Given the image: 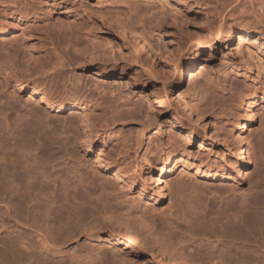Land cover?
Returning a JSON list of instances; mask_svg holds the SVG:
<instances>
[{"label": "rangeland", "instance_id": "obj_1", "mask_svg": "<svg viewBox=\"0 0 264 264\" xmlns=\"http://www.w3.org/2000/svg\"><path fill=\"white\" fill-rule=\"evenodd\" d=\"M61 1L63 0H0V29L4 31L0 33V184L8 191V197L15 198L12 213L18 215L22 223L9 222L5 205L0 204V264L43 262L45 255L37 249L40 241L37 233L46 227L43 224L45 211L40 208L41 204L32 203L28 214L26 205L23 206L21 202L28 189L36 193L41 186L50 183V178L46 177L51 173H59L65 184L55 183L59 203L53 206L51 217L56 223L47 226L52 235L58 236L62 231L65 239L70 238L61 248L62 253L53 256L51 262L102 264L103 255L110 253L104 243L101 244L95 237L82 231L76 218L65 220V210L60 206L63 204L60 191L75 182L76 178L72 175L76 170L80 171L77 163L82 161L80 163L84 164L81 170L85 176L89 171L90 163L80 159L82 153L77 146L80 136L77 119L79 120L80 113L69 109L57 113L48 109L47 105L38 103V100H28V94L34 88L40 92H48L51 101L55 103H68L78 96L85 98L89 95L85 90L74 92L73 86L60 78L51 79L52 72L47 75L48 72L41 68L46 62V51L52 50L46 43L49 34L57 37L69 30L75 33L92 24L98 28L95 37L99 41L102 39V46L98 47L99 50L96 47V51L90 52L101 56L100 59L104 58L102 60L110 64L108 67L116 68L118 72L123 71L124 75L108 79L96 76V70L88 67L84 56V59L70 67L67 78L82 79V82H87L88 89L91 87L94 92L105 90L109 102L112 103L113 99L123 105L122 112L118 115L121 121L117 119L115 124L108 122L103 125L114 134L117 132L118 136L119 133L124 136L122 138L125 142H120L121 149L133 164L141 162L144 151L152 143L164 146V150L171 149L168 144L176 134L179 137L186 135L183 143L189 147L192 157H199L213 165L222 161L226 146L218 143L214 137L206 136L202 128L189 126L170 90L173 67L175 63L179 64L184 55H194L197 52L198 62L190 81L187 79L181 83L180 93L197 104L200 113L221 138L227 134L229 123L235 119L238 109L246 100L253 96H264V0H69L70 8L73 7L71 10L66 9ZM53 2L58 5L51 6ZM129 19L135 24L140 23L144 35L148 39L150 37L152 47L146 44L145 50H142L135 42V39L141 41L139 34L117 28L118 20L127 22ZM237 29L248 30L253 36L246 37V40L244 38L242 42L236 36L234 43L220 49L219 41L224 34ZM71 56L75 54L71 53ZM132 59H137L138 63ZM134 69L141 72L138 82L135 80ZM16 81L25 83L27 88L16 90ZM142 81L146 83L145 88L141 85ZM223 120L229 121L227 129L221 127V123L225 122ZM180 126L184 130H179ZM187 130L194 136L191 143L184 132ZM245 130L248 141L244 143V155L251 156L254 161L250 162L248 177L242 180V184H232L251 194L252 191L264 189L263 110L256 114L254 121ZM118 136L113 139L120 141ZM203 138L209 142L203 146L209 149L200 150ZM117 150L120 148H114L115 152ZM182 169L184 168L179 167L168 172L161 180L159 184L164 187L165 193L158 204L147 206L146 200L137 197L138 187L128 196H120L118 201L124 213H136L138 217L151 215L158 220L174 213L170 211V203L176 205L180 199L185 208L190 203L196 208L201 205L200 211L203 208L202 211L211 212L212 219L198 221L193 219L191 213L193 218L188 214V219L197 229H205L217 236L218 229L226 221L221 216L222 211L227 204L237 199L231 193L217 190L214 194L210 191L208 193L206 185H218L219 181L203 182L193 174L192 169ZM134 171H137V167ZM90 179L85 185L94 184ZM198 180L201 182L198 183ZM182 186L185 188L181 195L185 196L180 198ZM73 193L71 188L70 195ZM73 234L75 237H71ZM212 239L216 245L217 237ZM251 245L255 246V242ZM32 256L34 258L31 260ZM146 258L150 260V264H162L157 257L146 255ZM224 258V264H255L257 257L253 254L249 260H244L241 253L237 255L234 252L225 254ZM211 260L213 259L209 256L204 262L213 264Z\"/></svg>", "mask_w": 264, "mask_h": 264}, {"label": "bare ground", "instance_id": "obj_2", "mask_svg": "<svg viewBox=\"0 0 264 264\" xmlns=\"http://www.w3.org/2000/svg\"><path fill=\"white\" fill-rule=\"evenodd\" d=\"M61 4H64V7L68 10L73 8H70L69 0H63ZM55 5H58V3L53 2L51 4V6ZM75 14L79 16V13L75 12ZM133 22L130 19L127 22L118 20L116 24L118 29L129 31L131 34H139L141 41L135 39V42L141 46L142 50H145L144 45L150 44V37L148 36V39L144 35L143 27L140 23L135 24ZM136 29H140V32H137ZM2 30L1 28L0 33L4 32ZM63 30L66 31L65 29ZM97 30L98 28L92 24L76 30L75 33L69 30L64 35H57V37L49 34L50 36H48L49 39L47 38L46 43L52 50L48 49L46 51V57H44L46 62L41 65V68L46 73L48 72L47 75H50V72H52L50 75L51 79H62L63 82L65 81L73 86L74 92H81V90L88 91V97L83 98L82 96L79 98L78 96L75 100L70 101V99L68 103H55L51 101L52 98L50 99V95L47 94L48 92H40L37 88H34L28 94V100H38V103L47 105L48 109L55 110L57 113L68 109L71 111L76 110L74 111L75 113H80L79 120L77 119L80 130L79 139L76 138L79 140V145L77 146H79L78 149L82 153L80 159L89 162L90 166L85 176V173L83 174L81 170L84 164L80 163L82 161L79 162L80 164L77 163V168L80 171L73 170L75 171L73 175L69 173L76 178V181L62 192L60 191V195H62L61 203L63 202L60 206L65 210V220L70 221L76 218L77 222L81 224L83 232L93 236V238L95 237L101 244L104 243L108 247L110 253L103 255L102 264H150V260L146 258V255L152 258L157 257L162 264H205L204 261L209 256L213 259L211 260L213 264H224V255L234 252L237 255L241 253L244 260H249L251 255L255 254L257 257L255 264H264V189L247 194L246 191L235 188L234 185L236 184H232V182H236L237 185L242 184V180L248 177L250 162L254 161V158L251 156L246 157L244 155V143L248 141L245 127L254 121L257 113H260L262 110L264 111V96H253L249 100H246L237 113L235 112L237 115L235 114L236 117L229 123V126V121L223 120L225 122L221 123V127H226L227 129L228 126V132L226 131L225 137L221 138L222 136L217 135L213 131L204 115L200 113L196 106L197 104H193L188 97L180 93L181 83L187 79L190 81L191 73L198 62L196 57L197 52L194 55H184L179 60V64L175 63L173 67L170 90L177 101L179 109L181 108V112L187 118H185L188 121L187 124L189 126L194 125L196 128H202L206 136L214 137L218 140V143L226 146L227 150L222 155V161L213 165L199 157H192L190 149H188L189 147L183 143L185 142L183 138L186 135L184 137L181 136V138L176 136V134L169 141L168 145L171 149L164 150V146L152 143L144 151L145 153L140 158L141 162L139 163V161L135 160L136 162L133 164L121 149L120 142H125L124 136L121 133L118 136L117 132V134H114L112 131H109L108 127L104 126L108 122L115 124L117 119H121L118 115L123 105L119 104L117 100L113 101V99H111L112 103L111 101L109 102L106 99L105 90L94 92L91 90V87L88 89L87 82H82V79L67 78L70 67L76 65L78 61L80 62L84 56H86L85 61L88 67L96 70V76H103L108 79L124 75L123 71L118 72L116 68L108 67L110 64L102 60L104 58L100 59L101 56L98 57V55L96 56L90 52V50L96 51L98 47L102 46V39L100 38L101 41H99L95 37ZM124 34L126 33L124 32ZM236 36L242 42L244 38L246 40V37L253 36V34L244 29H237V31L229 30L219 41L220 49L234 43L233 41ZM238 44L236 47H238ZM135 47L139 52L141 51L137 45ZM70 52L73 55L75 54V56H71ZM209 54L211 56L210 51ZM137 59H132V61L138 63L139 59ZM10 60L12 59L10 58ZM10 60L8 61L10 62ZM132 64L136 65V63ZM148 71L151 72L150 70ZM133 72L135 80L138 82L141 72L136 70ZM145 81L141 83L143 88L146 87ZM16 83V90H25L27 88L25 83H21L20 81H16ZM179 130L184 129L180 126ZM184 132L188 135V142L191 143L192 138H194L193 134L188 130ZM114 136H118L120 141L113 139ZM205 143L209 142L203 138L202 144L199 147L200 150L201 148L202 150L205 148L203 146ZM118 147L120 150L115 152L114 148L117 149ZM209 154L210 151L207 155L209 156ZM136 167L137 171H134ZM179 167L192 169L193 174L197 178L202 179L203 182L205 180L212 182L219 181L218 185H206L205 189L208 193L210 191L214 194V191L217 190L226 194L231 193L237 199L227 204L222 211L221 216L226 221L218 229L217 236L212 235V232L208 233L205 229H197L192 224L193 222L188 219L189 214V217L193 216L194 218H192L195 220H207L211 218V212L202 211L203 208L200 211L201 205H198V208H196L190 203L185 208L180 199V201L177 199L176 205L170 203V211H174V213L170 212L171 214H168L169 217L166 215L165 218L163 217L158 220L151 215L138 217L135 215L136 213H124L121 203L118 201L120 196H128L135 187H138L137 197L146 200L147 206L158 204L163 200L165 193L164 187L160 186L159 183L168 172H173ZM46 178H50V183L46 186H41L37 189L36 193H32L33 190L28 189L26 196L24 195V200L21 202L23 206L26 205L25 209L28 214H30V205L32 203L41 204L40 208L45 211L46 217L43 219V224L46 227L44 226L45 229H40L37 233V237L40 239L37 249L41 250L45 256L43 257V262H39L38 264H53L51 262L53 256L62 253L61 248L65 243L70 241V238L65 239L63 237L62 231L58 236L52 235L48 227L50 223L53 225L56 223L55 219L51 217L53 206L59 203L55 183L61 182L64 185L65 180L60 177L59 173H51ZM89 178H91L90 181L94 184L87 186L89 184L85 185V182ZM200 182L201 180H198V183ZM183 186L180 187V195L182 191L184 193L183 189L185 187ZM70 187L74 192L72 196L70 195ZM192 188L195 189L194 186ZM249 195L250 198H247ZM8 196V191L0 184V204L4 203L9 222L13 221L17 224H22L18 218L19 216L12 213L15 198ZM183 196L185 195H181L180 198ZM190 213L192 216H190ZM61 229L62 226L59 227V230ZM214 236L217 237L216 245H214L215 242L212 239ZM71 237H75V234L71 235ZM252 242H255V246L251 245ZM253 247H255V250H252ZM29 248L31 249V247ZM34 254L36 253L34 252ZM97 257H99V254H97ZM31 258L34 257L32 256Z\"/></svg>", "mask_w": 264, "mask_h": 264}]
</instances>
